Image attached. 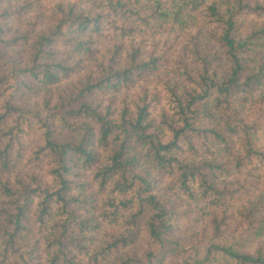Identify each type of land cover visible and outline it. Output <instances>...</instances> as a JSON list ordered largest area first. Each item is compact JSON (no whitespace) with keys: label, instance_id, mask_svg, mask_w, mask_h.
<instances>
[{"label":"trees","instance_id":"1","mask_svg":"<svg viewBox=\"0 0 264 264\" xmlns=\"http://www.w3.org/2000/svg\"><path fill=\"white\" fill-rule=\"evenodd\" d=\"M71 3L21 35L0 16V264H264V0ZM94 37L118 48L60 88L81 66L57 48L83 57ZM176 51L171 76L135 99L95 100ZM99 221L120 232L96 244ZM142 238L141 255L114 260Z\"/></svg>","mask_w":264,"mask_h":264},{"label":"rangeland","instance_id":"2","mask_svg":"<svg viewBox=\"0 0 264 264\" xmlns=\"http://www.w3.org/2000/svg\"><path fill=\"white\" fill-rule=\"evenodd\" d=\"M76 2V0H73V3ZM32 2L31 0H0V16L1 14L7 13L5 19H3L4 24L7 25V27L10 29V32H15V35H21L26 33L27 31L33 30V28L39 29V28H45L47 26L49 15L54 11V9L60 5L62 6H68L71 3V0H41L38 3H35L34 6L29 7ZM78 7L81 9L94 13L95 6H93L90 2L89 3H82L81 1L77 3ZM28 7V11H25V7ZM79 8V9H80ZM33 33H31L32 35ZM188 37H185V42L188 40ZM127 40L125 43L121 46L120 54L123 58L121 61L122 64L126 62V56L128 55L129 45L133 43L135 46H137L138 42L137 39L135 40ZM90 48L93 50V54H86L83 57H75L76 55L72 53L73 57L71 59V54L69 55L67 53L66 48H63L62 46L57 48V55L60 59H68L66 62L68 64L73 65L75 61L78 60L81 66V70L77 72L76 74H71L67 78L63 79L61 82L60 88L65 87H71L74 84L82 81L85 76L95 73V63L99 60H105L107 61L111 56L112 53L115 51L117 47V42H115V39L113 38H107L105 40H102V38L94 37L89 40ZM183 41V40H182ZM181 41V44L183 42ZM180 43V42H179ZM120 46V45H119ZM13 49H16V47H12ZM12 49V50H13ZM21 52L23 55H26L29 52L28 44L22 45ZM92 55V56H88ZM149 53L143 52L142 58L145 59ZM180 58V54L178 51L172 56L170 59H168V64L164 66H160L158 70L152 72L151 74L147 75L144 78V81H136L134 85L129 89H120L116 92H109L105 95L101 94L100 96H96L95 100L102 101L105 105L110 104L113 108L121 107V105L124 103V101H128L131 99H135L136 94H139L140 91L145 87H151L153 86L157 79L163 78L164 76H171V70L173 69V64L175 60L177 61ZM80 178L77 180L80 182L82 186L85 188L84 196L93 194L92 201L97 203L101 201L102 194L98 192V186L97 184L92 180V171L89 169L84 168L83 170L78 172ZM241 179L244 181L249 182L246 180V178L241 177ZM257 189V188H256ZM255 193V192H254ZM252 194L251 196H255V194ZM249 196L247 199L240 200L241 204H244L248 200H251ZM100 212V211H99ZM98 212V213H99ZM98 213L96 215V218H98ZM100 219V218H99ZM100 227L95 231L92 236H94L96 239L95 243L100 244L102 242V237L104 239L106 236V231L109 232H120V230L115 229L109 225H107L105 222L99 221ZM108 232V233H109ZM143 236V235H142ZM188 235H179L180 240L183 241V245L188 248L190 245V239L187 237ZM104 243V241H103ZM255 245L259 248L264 247V239L258 241L255 243ZM144 242L143 238L136 242L132 247H125L122 248L118 253L114 254V260H122L124 258V255L129 252L132 254L141 255L144 252ZM104 264V263H103ZM107 264V263H105Z\"/></svg>","mask_w":264,"mask_h":264}]
</instances>
